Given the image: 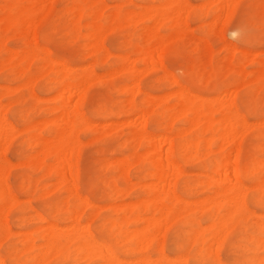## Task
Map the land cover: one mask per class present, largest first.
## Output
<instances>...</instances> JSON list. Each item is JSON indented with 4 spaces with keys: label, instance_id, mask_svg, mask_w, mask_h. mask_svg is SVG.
I'll list each match as a JSON object with an SVG mask.
<instances>
[{
    "label": "bare ground",
    "instance_id": "bare-ground-1",
    "mask_svg": "<svg viewBox=\"0 0 264 264\" xmlns=\"http://www.w3.org/2000/svg\"><path fill=\"white\" fill-rule=\"evenodd\" d=\"M28 1L29 4H23V6L20 4L12 5L6 2L0 6V9L5 12L1 14L4 16L0 18V33L1 31L5 32L12 28L30 33V38L28 37L29 41L26 42L28 46L22 54H19L18 51H14V49L6 50L9 59L7 58L8 60L6 59V62L0 63V72H3L5 68H11L10 66L15 64L12 63V60L16 58L19 61L27 60V62L32 58H43L45 60V64H42V66L44 65L43 77L48 75L47 72L53 69V64H57L58 67L56 66L57 69L54 73L56 78L55 80L53 79L54 81L52 80L54 84L52 87L49 86L47 90L52 88L55 92L53 93L55 94L53 98L57 104L54 106L52 105V107H54V110L58 113L54 114L55 117H50L52 119L43 118L44 120L42 119V121L37 123H23L22 132L28 134L26 143L33 148V151L31 150L32 153L26 157L23 165H28L29 169L32 167L35 168V170L39 169L42 172L44 171L43 173L45 174H54L58 184L57 185L55 182L54 185H65L69 193L68 196L74 195L80 202L72 208L68 206L62 207L57 203L52 205L49 204L50 206L45 205L46 207L44 206L45 208L42 212L46 213L50 218L46 219L42 213H36L34 216H36L40 224L35 228L32 227V231H30L31 228L27 230L28 232L22 233L21 246L18 248L13 245L6 246L5 250L9 264H45L50 259H57L62 262L84 259L92 264L98 259L101 261L97 264H188L187 254L182 253V249L186 244L188 247L190 246L194 249L192 261L196 264L200 261H203L204 264H264V116L260 115L257 109H254L253 105L255 106L256 104L255 100L249 101L250 107H248L247 111L255 120L250 127V123L245 116L236 108V98L241 90L239 87H244L248 84L254 87L255 90L257 88V90L259 89L261 92L264 91V61L261 60L262 62H258L261 64L260 69H258L257 74L249 81H246L243 75L241 76L243 71L240 70L241 67L239 64V67L238 65L230 66L229 69L231 72H235L238 76L240 75L237 79H234L236 81L234 86L238 85L239 87H235L233 91H230L231 87L229 90L224 88L223 91L221 90V93H218L219 95H210L211 97L196 94L191 87L182 85L172 74L163 70L164 73L167 74L171 85L174 84L176 88L170 90V92L163 96L157 95L158 97H152V95L150 96L144 93L140 104H138L141 106L135 107L137 104H134L135 96L141 92L138 82L122 83L119 89H121V92L128 95L126 99V101H128L127 104H129L132 109L135 108L133 113H135L136 118L132 121L135 123L136 127L131 133L132 136L129 135L130 144H132L134 148L129 154L126 155L121 153L117 159H113L108 169H110L111 174H115V176L117 174L119 178H124V182L128 184L127 174L130 163H132L129 159L132 157L138 165L148 161L149 168L146 172L151 180L148 182L144 177H141L135 183V185L139 186L141 191L140 195H137L136 200L105 204L104 206L106 207V205H108L107 208L111 209L112 213L101 222L96 223L95 221L94 223V220H96V211L94 212L95 214H91L89 219L93 225V231H91V225L87 224L89 220L87 219L88 221L86 223L82 222L83 214L81 212L83 208H85L83 206H89L91 203L81 198L76 190L78 170L76 161L73 159L77 155L76 148L77 144H79L76 138V124L79 121L82 126L89 127L90 123L79 112L76 103L84 97L86 86L94 81L110 79L117 74L132 77L138 73L145 72L148 66L150 64L152 66L154 63L158 67H163L161 58L169 45L165 40H160L158 46L135 48L142 53L141 61L147 65V68H144L145 70H137V68L132 65L134 57L131 61V59H129L130 57L127 58L122 55L124 57H122L118 67L110 68L106 74H101L102 76L100 75V77L97 75L98 78L94 77L96 74H94L93 66L95 64L97 65L99 61L102 62L104 60L101 58L103 51V43L101 42L102 37L107 32H114L123 25L128 26L134 22V19L139 17L140 19H146L152 22L150 23L151 25L149 24L150 26H143L145 29L144 36L145 39L155 40L159 36V29L166 22L170 23V25L173 24L177 26L180 28L179 30H183L185 26H187L185 15L189 13L191 9L186 2L187 0H159L158 5L152 4L153 6H146L142 11L140 10V12H128V10L126 13H122L120 9H116L107 20L103 21V12L101 14L99 10H96V8H101L106 4L101 6L96 5H100L102 0L98 2H92L91 0H72V6H69L70 8H68L67 12L73 14V20L71 21L70 29H65L64 32L70 31L72 34L74 33L73 36L76 38L84 36L85 42L82 46V50L88 52L94 59L93 63H87L90 65H87L84 73L81 75H74L68 80L66 76L73 72L74 68L66 62L52 59L34 41V29L40 18L36 17V7L39 6L43 8L44 13L42 16H44L50 9L51 0ZM213 2L217 3L224 12L225 20L232 15L237 4V0H212L211 3ZM94 5L97 7L94 8ZM201 14L204 15V13ZM211 16L212 15H210V17ZM84 18H89L90 21L84 26L87 31L82 35L79 22ZM139 18L138 20H140ZM218 19L219 15H214L212 25H214ZM234 33L242 37L244 34L243 27L237 26V28L233 30V34ZM2 44V37L0 36L1 52L3 51ZM226 48L233 53L237 51L234 45L227 44ZM104 50L106 51V49ZM241 51L244 56L254 54L253 52L251 53V50L247 49H241ZM107 53L104 54V56L110 55ZM218 64L220 65V63ZM16 67L20 68L16 70V68L13 67L15 68L14 73L23 78L24 84L31 89L30 87L35 77L33 78V76L28 74V70L25 68L26 66L21 67L17 65ZM217 72L218 67H212L206 79L208 80L212 74H216ZM196 78V80L201 82L204 78L203 72H198ZM87 79L90 80L86 82ZM5 80L10 81V78ZM161 80L163 81L164 79ZM161 80H159L160 83L162 82ZM129 81L131 82L132 80L130 79ZM187 81H190V79ZM192 81L195 80L192 79ZM17 85L19 86V84ZM203 86H205V83ZM252 89L253 88L250 89V92ZM53 94L51 95L52 100ZM1 95L2 94H0V96ZM75 98L76 103H73V99ZM170 100L175 101L174 104L172 103L173 105H171V103H169L171 106H167L163 111L159 112L158 107H163L162 101H166L167 103V101ZM209 101L211 102L209 103ZM259 101L257 103H260ZM0 104V246H2L6 237L10 235L11 232L5 217L6 212L9 208L16 205L18 199L13 194L7 182L6 172L8 171L9 163L4 156H2V148L6 145L5 143L6 141L8 142L10 136L12 134L14 135L15 128L2 113L5 111L6 107L3 108L2 103ZM1 108L4 110L2 109V111ZM103 109L101 110L103 111ZM101 110H98V113ZM105 110V112H107V109ZM111 110H113V108H111ZM22 116L21 111L16 112V117L21 118ZM180 118L186 123V128H175L174 122ZM153 119L157 121L158 129L148 132L143 126L147 121ZM112 126L114 125L112 124ZM160 127H163V130H166V132H160ZM19 130L18 128L17 131ZM44 130L49 131V137L41 135V132ZM248 131H253L258 138V140L252 144L251 148L253 150H259L263 155L246 152L241 160L239 142L241 136ZM168 133H171V135ZM204 134L207 136H203ZM255 135L253 136L255 137ZM217 143V146H219L218 155L211 163L212 166L210 168L208 167V173L202 174L199 172L196 178L193 177V180L189 179L185 181L184 184L181 185L180 190L177 191V179L184 172L176 161L175 156H178L183 163H192L201 156L211 154L213 152L212 147ZM144 144L146 147H144V151H141L140 148H142ZM227 145L234 146V151L236 150V155L234 157L230 156L232 152H226L231 151L225 150ZM234 153L235 152H233L232 155H234ZM50 156L53 158V161L48 164V162L46 163V158ZM24 180L26 181V179L20 180L21 183L19 184L20 188L23 189L24 186H27L23 182ZM127 184L123 187H119V184L113 186L110 184L112 187V195L116 197L123 195L127 189L129 190ZM201 186L211 191V194L207 196L204 195V197L201 196V198L196 196V198L192 197L194 191ZM27 189L29 190V188ZM49 189L42 190V194L47 195L51 190ZM189 196H191V198L187 199ZM248 196L250 200L258 206V210L252 211L248 209L246 205V198ZM79 205H82V209ZM102 206L99 205V208L101 207L102 209ZM98 209L96 210L98 211ZM209 212H211V214ZM196 213L200 215L209 213L210 220L205 227L199 224L198 221L200 220L196 219ZM148 214H151V216ZM64 215H67L66 218H69L70 222L66 225H60ZM16 219H18V224L20 225H23L28 220L19 217ZM248 219H250L251 222L249 226L244 227L243 222ZM174 224H180V228L176 230L172 240H169L170 252L175 255L174 257H169L170 255L167 256L164 254L165 250L163 251V248L165 245L162 246V239L166 229ZM95 232H97V234ZM205 232L208 233V237H204ZM229 238H231V240L228 241L227 244L228 256L225 263H223L218 257V252L225 246ZM157 239L158 247L155 249L157 250V257L151 259L147 254V250ZM166 243L167 241L165 244ZM20 252L25 254V256L19 257L18 254H20ZM120 254L132 258H129L130 260H126L127 258L122 260L119 257ZM136 254H138V256H136ZM134 256H136V258H133ZM5 262L3 261V264ZM0 264H2L1 258Z\"/></svg>",
    "mask_w": 264,
    "mask_h": 264
},
{
    "label": "rangeland",
    "instance_id": "rangeland-1",
    "mask_svg": "<svg viewBox=\"0 0 264 264\" xmlns=\"http://www.w3.org/2000/svg\"><path fill=\"white\" fill-rule=\"evenodd\" d=\"M91 1L98 2L99 0ZM5 2L10 3L12 5L20 4L21 6H23V4H29L28 0H0V6ZM186 2L188 3L191 11L185 15L187 26H185L183 30H179L180 28H178L177 26L173 24L170 25V23L166 22L164 25L161 26V30L159 29V36L157 37V39L148 40L147 38L145 39V29L143 26H150V23L152 22L146 19H140L139 17L138 18L140 20H138V18L135 17L136 19L133 20L134 22L129 24L128 26L123 25L122 27L117 28L114 32H107L102 37L101 41L104 44H102V46L103 51L105 52L104 53L102 51L101 58L104 60L102 62L99 61L97 65L95 64L93 66V70L94 74H96L94 77H100L101 74H106V72H108L110 68L118 67L122 57L124 56H126L127 58L130 57L129 59H131V61L134 57L135 60L133 59L132 65L137 68V70H145L144 68H147V65L143 61H141L142 53L138 50V47L147 48L150 46H158L160 40H165L169 44L168 49L161 58V63L163 67H158L154 63L152 66L150 64L145 72L138 73L137 75H134L132 77L117 74L115 76H112L110 79H106L103 81H94L88 84L89 86H86L85 95L82 100L76 103V98L73 99V103H76L79 112L90 123L89 127L82 126L79 121V124L78 122L76 124V138L78 140L77 143L79 144H77L76 148L77 155L75 154L76 156L75 158H73L76 161V166L78 170V177L76 179V190L81 196V198L86 199L91 203L89 206H83L85 208H83V211H81L83 214L82 222L84 223H86L90 219L91 214H95V211L96 220H94V223L95 221L96 223H99L104 220L107 216H109L112 212L111 209L107 208L108 205H106V207L104 206L105 204L120 203L125 201L129 202V200H136L137 195H140L141 191L139 189V186L135 185V183L141 177H144L148 182L149 180H151L148 173L146 172L149 168L148 161L143 162L142 164L140 163V165H138L136 164L135 159L133 160L132 157L129 159V161H131L133 164L130 163L129 166L127 174L128 184L124 182V178H119L117 174L116 176L115 174H111L110 169H108L110 167L109 164L113 161V159H117V157H119L121 153H124L126 155L129 154V152L132 151L134 148V146L130 144V136H132L131 133L135 130L134 128L136 127L135 123H133L132 121L136 118L135 113H133L135 108L132 109L129 104H127L128 101H126V99L128 95L124 94V92H121V89H119L122 83L124 84V82H138L141 92L135 96L134 104L137 103L135 107L141 106L138 104H140L144 93L149 94L150 96L152 95V97H158L157 95L163 96L166 93L170 92V90L176 88L174 84L171 85L167 74L164 73L163 70H166L167 72L172 74V76L177 79V81L182 85L191 87L194 92L198 95L205 97H209L210 95L216 96L219 95L218 93H221L224 88H227L229 90L231 87L230 91H233L235 87H239L238 85L234 86V84L236 83L234 79H237L240 75L238 76L235 72H231L229 69L230 66H236L239 64L242 68H240V70L243 71V74H241V76L243 75L245 80L249 81L257 74L258 69H260L261 64H259L258 62L261 60L264 61V0H237V4L233 10V13L227 20L224 19V12L220 9L219 5L215 2L211 3L212 0H187ZM206 2H209V5ZM72 3V0H51L50 9L48 13L44 16H42V14L44 13L43 8H40L39 6L36 7V17L40 18L38 19L37 25L34 29V41L38 44L40 48H42L52 59L61 62H66L72 68H74L75 72L73 71L69 73L70 75L68 74L66 76V79L68 80H70L74 75H81L82 73H84L87 65H90L87 63H93L94 59V57L91 56L88 52L82 50V46L85 42V39L83 38L84 36L82 35H84L87 31L86 27L84 26L88 21H90L89 18H84L79 22L82 37L79 36L76 38L75 36H73L74 33L72 34L70 31H67L66 33L64 32L65 29H70L71 21L73 20V14L67 12L68 8H70L69 6H72ZM103 4L105 5L101 8H96V10H99L101 14L103 12L102 20L105 21L116 9H120L122 13H126L128 10V12H140V10L142 11V9H144L146 6H153L152 4L158 5L159 0H102L100 5H96L101 6ZM95 7L97 6L94 5V8ZM207 10L210 12H208ZM4 13L5 12L0 9V18L4 16L1 15ZM201 13H204V15ZM217 14L219 15V19L214 25H212L213 16ZM210 15L212 16L210 17ZM165 26L168 27L166 28ZM237 26H242L244 29V34L242 35V37L240 36L242 41L236 33L233 34V30L237 28ZM1 33L0 36L2 37L3 51H0V63L6 62L9 59L6 50L14 49V51H18L19 54H22L26 50L25 48H27L28 46V43L26 42H28L30 38L29 32H26V35L24 30L21 31L20 29L12 28L5 32L1 31ZM225 44L236 46L237 51H235L234 53L228 51ZM104 49H106V51ZM241 49L251 50V53L253 52L254 54L244 56ZM107 52L110 55L104 56V54H106ZM17 60V58L13 59L12 63H15L21 67L26 66L25 68L28 70V74L30 76H33V78L35 77V80L30 87L31 89H29V87L24 84V79L14 73L15 68L16 70L20 68L16 67L17 65L15 64L10 66L11 68H5L3 72H0V94H2L0 96V103H2L3 108L6 107L5 111L2 113L15 128L14 135L12 134L10 136V139L8 140V142L6 141V145L4 144L5 146H3L4 148H2V156H4V158L9 163L7 169L8 171L6 172L7 182L11 190L13 191V194L18 199L16 205L9 208L5 216L8 226L11 229V232L10 235L6 237L4 244L0 246V258L2 264L3 261L5 262L6 260L7 261L4 264H9V260L5 250L6 246L13 245L17 248L20 247L22 242V233H26L28 232V229H31L32 227L35 228L37 225L40 224L36 216H34L36 213H42L43 216L48 219L50 218V216L42 212V210L46 206H50L52 204L57 203L62 207L68 206L69 208H72L80 202V200L77 199L74 195L68 196L69 193L66 190L67 187L65 185L57 186L58 184L56 182V177L54 174H45L43 173L44 171L42 172L39 169L35 170V168L32 167H30L29 169L28 165H23V162L26 157L30 155L33 151L32 146L26 143L28 134L22 132L24 124L26 122L37 123L42 121L43 118L52 119L53 116L55 117L54 114L58 113L56 110H54V107H52V105L54 106L57 104V102L53 98L55 95L53 93L55 92L52 88L50 90H47L49 86L52 87L54 84L53 81L56 78L54 73L58 65L53 64V69L47 72L48 75L43 77L44 65L42 66V64H45V60L43 58H32L30 61L28 60L29 64L27 60ZM216 63H220V65H217ZM211 66H217L218 72L216 74H212L207 80L206 78L208 77L210 69L212 68ZM200 71H202L204 74V78L201 80L202 83L199 82V80H196V75ZM226 71L228 72V75ZM7 77L10 78V81L5 80L8 79ZM130 79L132 80L131 82L129 81ZM161 79L164 80L162 81ZM188 79H190V81H187ZM192 79L195 81H192ZM89 80L90 79H87L86 82ZM159 80L162 81V84ZM191 81L193 82V84ZM164 83L167 85H165ZM204 83L205 86H203ZM17 84H19V86ZM208 84H210L211 87ZM239 88H241V90L239 91L238 97L236 96L238 98V100L236 98V108L241 114L245 116L247 121L250 123L249 126L251 127V124H253L255 120L251 115L248 114L247 111L248 107H250L249 101L255 100L256 104L255 106L253 105L254 109H257V112L260 113V115L264 116V91L261 92L259 91V89L257 90V88L255 90L254 87L248 84L244 87ZM251 88H253L252 90L255 91L251 90L250 92ZM52 94L53 100L51 99ZM257 100H260V103H257ZM174 102L175 101L172 100L167 101V103L166 101H162L163 107L159 106L158 111H163L167 106L173 105ZM210 102L211 101H209V103ZM169 103H171V105H169ZM110 107L113 108V110H111ZM114 107L116 110L114 109ZM3 108H1V110ZM125 108L127 109V111ZM101 109H103V111ZM105 109H107L108 113L105 112ZM98 110L101 111H99L98 113ZM18 111H21L23 115L21 118L16 117V112ZM113 112L116 114H114ZM129 117L131 118V120ZM155 121V119L147 121V123L143 126L144 128H146L145 130L148 132L157 130L158 124L157 121ZM150 122H152L153 124ZM112 124L114 126H112ZM174 126L175 128L180 129L186 128L187 125L183 121V119L180 118L174 122ZM18 128L21 130V132L20 130L17 131ZM163 129V127H160L159 131L166 132V130ZM42 132L41 135H45L44 137H49V131L44 130ZM168 134L171 135V133ZM253 135H255L253 131H248L243 134V136H241L240 138L239 147L241 151V160L246 152L263 155V153L259 150H253L251 148L252 144L256 142V140H258L257 136L255 135V139ZM203 136L207 135L204 134ZM217 145L218 143L212 147L213 152L211 154L201 156L199 159L192 163H183L178 156H175L176 161L184 172L177 179V191L180 190L181 185H183L185 181L189 179L193 180L194 178H196V175L199 174V172L202 174L208 173L207 169L212 166L211 163L218 155L219 146ZM144 147H146L145 144L142 148H140V150L144 151ZM225 150H231L226 152H232L230 154V156L232 157L236 155V150L234 151L233 145H227ZM233 152H235L234 155H232ZM46 159V163L48 162V164L52 163L53 161V158L51 156ZM19 163H21L22 165ZM23 179H26V181L24 180L23 182L27 185L24 186V189L20 188L19 186V184L21 183L20 180ZM102 181L104 184L102 183ZM55 182L57 185H54ZM110 184L112 186L115 184H119V187H123L127 184L129 190L127 189V191L123 193V195L116 197L112 195V187L110 186ZM27 188H29V190ZM46 189H49L50 192H48L47 195H43L42 190ZM32 190L36 191L33 192ZM210 194L211 191L207 190L204 186H201L194 191L192 197L196 196L201 198V196L204 197V195L207 196ZM188 198H191V196L187 197V199ZM62 203H64L65 205ZM92 203L95 205H93ZM246 203L249 210L256 211L259 209L257 208L258 206L250 200L249 196L246 198ZM97 205L98 208L99 205L102 206V209L101 207L98 209ZM96 209H98V211ZM209 213L211 214V212ZM209 213H206L204 215L196 213V219L200 220L198 222L199 224H201L202 227H205L206 224H208L210 220ZM148 215L151 216V214ZM66 216L67 215H64V217L61 219L60 225H66L70 222L69 218H66ZM18 217L25 218L28 220L23 225H20L18 224V219H16ZM250 222V219L244 220V227L249 226ZM87 224L91 225L90 230L93 231V225L90 220L87 222ZM33 228L30 231H32ZM178 228H180V224H174L171 227L167 228L164 232L165 237L163 236L162 246L165 245L163 251L165 250L164 254L167 256L170 255L169 257L175 256L172 252H170L171 250L169 249V243ZM95 233L97 234V232ZM204 237H208L207 232H205ZM158 239L155 240L151 244L150 248L147 250V254L149 255V257H151V259H155V257H157V250L155 249L158 247ZM230 240L231 238L227 240L225 246L221 248L218 252V257L223 263H225L228 256L227 244ZM166 241L167 243L165 244ZM190 248L191 247H188V245L186 244V246H184V248L182 249V253L187 254L188 264H196L192 261L194 249ZM123 255L124 254H120L119 256L122 260H125L126 258V260H130L132 258ZM18 256L24 257L25 254L20 252ZM136 256H138V254H136ZM136 256H134L133 258H136ZM75 261L76 260L62 262L57 259H50L45 264H92L91 262L86 261L84 259H81L76 262ZM100 261L101 260L99 259L95 260L93 264H97ZM197 264L204 263L203 261H200Z\"/></svg>",
    "mask_w": 264,
    "mask_h": 264
}]
</instances>
